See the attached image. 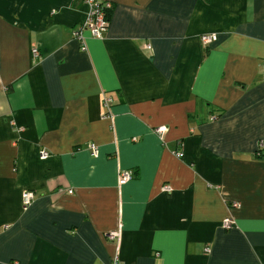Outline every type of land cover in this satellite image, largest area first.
<instances>
[{
    "label": "crops",
    "instance_id": "0c3cea01",
    "mask_svg": "<svg viewBox=\"0 0 264 264\" xmlns=\"http://www.w3.org/2000/svg\"><path fill=\"white\" fill-rule=\"evenodd\" d=\"M108 1L0 0V264H264V0Z\"/></svg>",
    "mask_w": 264,
    "mask_h": 264
},
{
    "label": "built area",
    "instance_id": "2783aa9c",
    "mask_svg": "<svg viewBox=\"0 0 264 264\" xmlns=\"http://www.w3.org/2000/svg\"><path fill=\"white\" fill-rule=\"evenodd\" d=\"M88 6H89V12L88 16L85 22H83L81 25L77 26L73 30V35L81 42V48L85 49V44L83 42V30L88 29L90 32V35L95 38H102L104 36L105 31L108 28L109 25V17H108V10L112 8V3L108 0H84ZM217 36L215 33H203L200 35V41L204 47H207L214 41H216ZM147 48L150 46L148 44L145 45ZM31 55L32 58L35 60L38 58L39 53L38 49L35 46L31 47ZM261 70L264 73V60L261 62ZM102 107L104 108L102 117L103 118H111V106L113 104V99L110 95L107 93H104L102 95L101 99ZM213 119V117L211 118ZM156 132L159 135H163L167 131V126H158L156 127ZM86 148L90 152L92 156L98 155V147L94 142H87ZM177 156H182V153L180 151H176ZM49 156V153L45 149H41L39 151V157L41 159H45ZM118 184H124L131 180L132 174L129 170H120L118 172ZM162 191L164 192H170L171 187L168 184H164L162 186ZM68 193H72V190L68 189L66 190ZM22 202L24 206H27L33 202L35 199V193L32 190L25 189L21 193ZM229 206L231 207H238L239 202L237 201H231L229 203ZM234 224V220L227 216L222 221V226L224 228H229ZM120 234L119 230L111 231L107 234L108 238L114 239L117 238ZM206 251H209V248H205ZM111 264H120L118 261V256L114 257V260Z\"/></svg>",
    "mask_w": 264,
    "mask_h": 264
},
{
    "label": "trees",
    "instance_id": "16d2710c",
    "mask_svg": "<svg viewBox=\"0 0 264 264\" xmlns=\"http://www.w3.org/2000/svg\"><path fill=\"white\" fill-rule=\"evenodd\" d=\"M112 10H113V5H112V8H110V9L108 10V17H109V19H111V16H112Z\"/></svg>",
    "mask_w": 264,
    "mask_h": 264
},
{
    "label": "bare ground",
    "instance_id": "6f19581e",
    "mask_svg": "<svg viewBox=\"0 0 264 264\" xmlns=\"http://www.w3.org/2000/svg\"><path fill=\"white\" fill-rule=\"evenodd\" d=\"M223 221V220H222Z\"/></svg>",
    "mask_w": 264,
    "mask_h": 264
}]
</instances>
